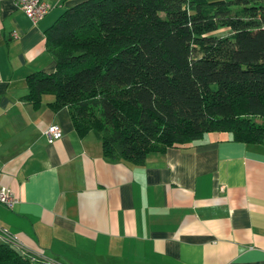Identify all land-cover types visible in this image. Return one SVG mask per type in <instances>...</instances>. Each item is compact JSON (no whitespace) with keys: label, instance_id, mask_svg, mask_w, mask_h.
<instances>
[{"label":"crops","instance_id":"1","mask_svg":"<svg viewBox=\"0 0 264 264\" xmlns=\"http://www.w3.org/2000/svg\"><path fill=\"white\" fill-rule=\"evenodd\" d=\"M41 1L50 10L33 24L0 0V182L17 200L0 205V234L51 264H264V141L214 132L142 165L108 161L52 96L38 110L23 100L29 75L55 70L45 32L82 0Z\"/></svg>","mask_w":264,"mask_h":264},{"label":"trees","instance_id":"2","mask_svg":"<svg viewBox=\"0 0 264 264\" xmlns=\"http://www.w3.org/2000/svg\"><path fill=\"white\" fill-rule=\"evenodd\" d=\"M45 39L55 70L29 75L23 100L52 96L108 161L142 165L214 132L264 141V0H82ZM0 264L32 261L0 244Z\"/></svg>","mask_w":264,"mask_h":264},{"label":"built area","instance_id":"3","mask_svg":"<svg viewBox=\"0 0 264 264\" xmlns=\"http://www.w3.org/2000/svg\"><path fill=\"white\" fill-rule=\"evenodd\" d=\"M15 4L33 24L40 21L50 10V6L41 0H15ZM43 135L48 143H53L62 137V132L57 126L50 125L43 131ZM16 202L17 200L13 192L0 182V205L7 209H11ZM0 239L12 250L15 251V248H17L16 252L20 255H28L32 260L38 258L47 264H51L49 261L44 259L42 254L26 251L21 246L17 245L18 242L15 237L6 231L1 232Z\"/></svg>","mask_w":264,"mask_h":264},{"label":"rangeland","instance_id":"4","mask_svg":"<svg viewBox=\"0 0 264 264\" xmlns=\"http://www.w3.org/2000/svg\"><path fill=\"white\" fill-rule=\"evenodd\" d=\"M223 33H225V32H223ZM223 33H220L219 35H222Z\"/></svg>","mask_w":264,"mask_h":264}]
</instances>
